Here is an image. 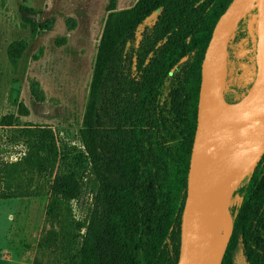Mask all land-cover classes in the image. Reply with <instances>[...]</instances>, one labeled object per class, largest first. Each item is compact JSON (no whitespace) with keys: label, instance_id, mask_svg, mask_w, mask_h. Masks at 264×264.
Here are the masks:
<instances>
[{"label":"trees","instance_id":"1","mask_svg":"<svg viewBox=\"0 0 264 264\" xmlns=\"http://www.w3.org/2000/svg\"><path fill=\"white\" fill-rule=\"evenodd\" d=\"M116 2H107L82 122L60 129L83 153L82 173L54 175L49 191L73 201L81 264H176L201 62L231 0H137L121 10ZM18 11L32 30L53 26L54 18L40 21L31 7ZM27 47L25 39L8 44L12 66ZM29 90L42 100L37 82ZM20 91L13 79L7 100L16 114L2 115L0 126L29 116ZM232 195L240 201L227 209L231 231L220 264H264V153Z\"/></svg>","mask_w":264,"mask_h":264},{"label":"rangeland","instance_id":"2","mask_svg":"<svg viewBox=\"0 0 264 264\" xmlns=\"http://www.w3.org/2000/svg\"><path fill=\"white\" fill-rule=\"evenodd\" d=\"M136 1L117 0L116 9L129 8ZM107 2L0 0V117L10 112L16 114V107L7 100L13 79L19 81L20 99L30 111L28 117L17 118V125L0 126V264H38L41 260L49 264H81V232L76 230L68 242L55 240L54 245L44 246L38 239L37 229L39 222L43 223V217L26 213L30 205L38 207V197L47 190L46 174H42V169L50 163L49 156L59 148L52 139L53 133L62 136L61 128H77L82 122L108 13ZM20 4L37 10L36 17L40 21L54 18L52 28L32 30L24 25L18 11ZM253 6L251 2L244 5L245 13L232 34L223 67L220 94L223 98L237 100L229 102L231 104L254 101L253 92L238 99L247 93L250 84L251 91L257 74L263 73V55L254 34L256 14L251 11ZM17 39H25L28 47L17 65L12 66L6 49ZM34 82L38 83L42 93L39 102L30 95L29 86ZM193 105L192 97L189 116L193 114ZM26 123L33 125H24ZM81 163L84 167V157ZM26 170L28 172H24ZM239 201V196H233L231 192L226 208L238 205ZM20 202L22 213L14 215L13 207H20ZM57 216L51 218L52 231L61 234L63 218L60 213Z\"/></svg>","mask_w":264,"mask_h":264},{"label":"water","instance_id":"3","mask_svg":"<svg viewBox=\"0 0 264 264\" xmlns=\"http://www.w3.org/2000/svg\"><path fill=\"white\" fill-rule=\"evenodd\" d=\"M248 2L255 7L257 47L260 51L264 49V0H231L213 26L201 62L196 127L181 214L180 247L176 264H192L191 258L196 248L204 264H220L228 238L223 242L220 222L209 209L214 180L238 157L256 150L254 160L257 163L264 153V104L253 108L233 128L219 134L211 133L208 120V109L221 82L232 34L241 19L240 11ZM261 74L259 72L256 78ZM226 213L231 231L227 208Z\"/></svg>","mask_w":264,"mask_h":264},{"label":"bare ground","instance_id":"4","mask_svg":"<svg viewBox=\"0 0 264 264\" xmlns=\"http://www.w3.org/2000/svg\"><path fill=\"white\" fill-rule=\"evenodd\" d=\"M244 13L245 10L242 9L240 11V15H243ZM261 52L263 55L261 60L263 73L255 79L254 85L249 93V95H251L252 92L254 93L255 100L250 103L239 102L231 104L220 94L219 85L212 97L208 109L209 128L212 134H219L233 128L244 116L248 114L250 110L264 104V49H262ZM255 153L256 150H253L238 157L231 162L214 180L212 186L213 199L210 203L209 209L211 214L220 222L223 242L226 241L230 234V223L226 213L225 204L228 201L231 191L254 166ZM191 260L192 264H204L197 248L195 249Z\"/></svg>","mask_w":264,"mask_h":264},{"label":"crops","instance_id":"5","mask_svg":"<svg viewBox=\"0 0 264 264\" xmlns=\"http://www.w3.org/2000/svg\"><path fill=\"white\" fill-rule=\"evenodd\" d=\"M15 126V125H14ZM51 131L53 127H51ZM52 139L59 146L56 153L49 156L50 163H47L46 166L42 169V174L45 172L46 176V184L47 190L43 195L38 197L37 206L38 207H30L27 208L28 216H42L43 223L37 225V229L39 230L38 239L41 244L49 247L50 242L52 240L61 241H69L73 239L75 236L76 228L74 226V205L72 204V200L70 198H63L60 195H56L50 193V185L54 175L57 174H73L75 177H79L83 170V165L81 163L82 157H84L83 153L80 152V148L76 143L68 142L64 139L60 134L53 133ZM28 172V170L24 171ZM23 201V200H21ZM26 201V200H25ZM14 208V215L18 213H22L21 211V202L20 207ZM60 208V211H58ZM63 214H62V212ZM58 213L63 218V231L61 234H57L52 231L51 218H58ZM8 215L14 216L12 213ZM45 224L47 226H45ZM49 264L47 261L41 260L38 264Z\"/></svg>","mask_w":264,"mask_h":264}]
</instances>
